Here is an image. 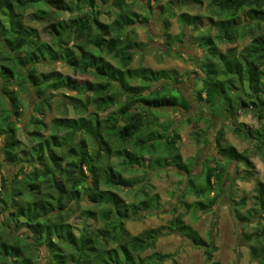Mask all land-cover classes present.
Here are the masks:
<instances>
[{"label": "trees", "instance_id": "obj_1", "mask_svg": "<svg viewBox=\"0 0 264 264\" xmlns=\"http://www.w3.org/2000/svg\"><path fill=\"white\" fill-rule=\"evenodd\" d=\"M89 1L83 8L81 0H0V210L5 213H0V264H37L39 247L51 252L52 264H178L175 254L156 251L158 239L170 234L201 249L206 264H219L214 260L217 247L212 233L204 241L180 215L137 235H131L125 225L140 214L160 211L159 196L153 193L149 178L157 171L173 168L183 174L198 199L192 204L194 212H211L217 203L214 185L222 184L223 170L252 164L230 144L222 145L224 133L219 129L214 141L223 161L199 176L192 174L193 165L184 164L176 146L178 134H170L168 125L158 123L163 111L189 113L191 109L180 91V99L167 93L176 91L172 87L177 83L175 71L129 67L142 47L134 30L142 24L133 11L135 0H103L102 7ZM163 1L149 0L148 7L156 2L162 15L173 17L171 10L178 0ZM201 2L217 18L213 25L218 35L213 37L207 30L196 38L205 47L197 103L214 107L224 97L225 106H231L230 94L241 93L230 119L247 108L264 118V0H188V5ZM33 7H38L34 19L46 23L42 32L50 37L48 42L24 23V13ZM104 12L114 15L110 24L100 21ZM240 14H245L246 21L238 23ZM177 16L184 29L195 30L202 20L186 12ZM162 22L167 30L169 20ZM244 39L249 43L240 51L221 52L214 42L234 44ZM51 63L92 80L81 83L58 71H39ZM30 90L32 114L22 125L20 95ZM53 104L57 109L61 106V117L46 123ZM110 108L116 111L109 112ZM101 113L107 114L102 117ZM202 120L199 117L194 123ZM19 130L27 143L19 139ZM200 137H195L196 142ZM250 137L264 153V132ZM4 165L17 168L12 181L2 175ZM138 173L139 178L126 177ZM198 177L204 182L200 188L193 179ZM119 191L134 193L140 200L128 203ZM251 200L248 209L245 198L229 203L242 230L250 228L252 220L264 218V183H257ZM77 213L83 222L75 234L70 219ZM89 219L102 227L85 224ZM255 223L254 231H242L241 240L250 261L264 264V225L259 220Z\"/></svg>", "mask_w": 264, "mask_h": 264}, {"label": "rangeland", "instance_id": "obj_2", "mask_svg": "<svg viewBox=\"0 0 264 264\" xmlns=\"http://www.w3.org/2000/svg\"><path fill=\"white\" fill-rule=\"evenodd\" d=\"M102 1L95 0V6L102 7ZM178 1L174 2L171 10L174 16L169 17L168 15L161 14L163 12L158 8L156 2H151V8H149V0H135L133 11L139 15L142 24L134 26V30L136 32V40L142 43V47L140 48L141 51L135 52L129 67L132 69L150 68L153 70L175 71L174 79L177 80V83L172 85V87L176 91L172 89L167 93L178 99L182 97L181 93L189 103L191 109L189 113L173 109L163 111L159 113L158 123L168 125L170 134H178L179 139L175 142L176 146L184 164L189 167L193 165L192 174L199 176L207 170L208 166H213L215 163L223 161L216 151V143L214 141L219 129H222L224 133L222 145L224 146L228 143L237 152L244 154L250 160L252 167L246 168L243 165H237V167L230 165L226 171L223 170L225 167H222L224 171L221 179L222 184L218 185L215 183L214 185L217 203L211 212H194L197 209H193L192 204L198 199L194 195V189L188 188L190 186H188L187 178L183 174L173 168L157 171V173L152 174L149 178L153 186V193L159 196L160 211L150 215L140 214L138 218L127 222L125 227L131 235H137L144 230L166 225L174 215H180L182 220L197 231L204 241H209L208 235L212 233L213 241L217 247V251L213 254L214 260L219 264H256L250 261L248 247L242 242L241 233L242 231H254L257 228L255 223L257 220L261 222V225H264V218L252 220L249 225L250 228L242 230L240 224L231 215L229 203L232 199L237 201L245 198V208L248 209L251 207V198L255 194L257 183H264V153L256 149V142L250 137V135L252 136L257 131L264 132V118H259L257 112L247 108L246 110L237 111L235 120L230 119L231 113L234 114V110L239 105L238 97H243L241 93H238V96L235 93L233 96L230 94V97L234 99L230 102L231 106H225L224 97L221 100H219L220 98L217 99L214 102V107H203L197 103L195 91L200 88L202 83L200 80L203 76L201 73L204 59L202 49L204 50L205 47L203 42H200L196 38L200 37V31L206 32L207 30H209L211 36H217V29L213 25L217 18L209 12L211 10L206 2L188 5V0H181L182 5H180ZM80 4L83 8L88 7L90 1L81 0ZM107 8L103 7V10L106 11ZM37 9L38 7L28 9L24 13L23 20L26 25L36 28L40 32L41 39L48 42L50 37L42 32V29L46 27V23L38 22L33 17ZM112 12H116V10L114 9ZM181 12L202 17L195 30L192 27L188 29L182 27L177 16ZM104 13L106 14L100 17V21L104 24H110L114 15L112 13ZM59 16L61 17V15ZM67 16H69L68 13L65 14V17ZM164 18L169 20L167 30L163 28L162 20ZM245 19V14H240L237 21L238 23L244 22L246 21ZM118 22L121 23L122 19L118 18ZM214 42L221 52H226L233 48L240 51L249 43V39L238 40L234 44L220 43L217 40H214ZM106 59L116 65L113 59L109 57H106ZM52 70L72 76L81 83L92 80L88 76L73 75L71 70L60 63H51L42 67L39 71L50 72ZM168 84L171 86V82H168ZM154 96L155 94L152 95V97ZM20 97L21 107L24 111L20 124L25 125L32 114L34 95L32 90H30L27 95H20ZM55 106L53 104L51 113L46 115V123H49L53 118L61 117V106L59 109ZM115 111V108H110L109 110V112ZM155 112L158 113L157 110ZM107 113H101L100 115L104 117ZM211 114L218 117L214 118ZM68 116L70 118L73 116L71 109L68 112ZM199 117H202L203 120L197 124L194 123ZM187 119L190 120V124L187 123ZM156 128L159 131L160 127L158 125ZM18 137L21 141L27 143V138L22 130L18 131ZM195 137H200L199 142H196ZM166 151L165 149V155L168 156V152ZM114 161L115 159H113ZM16 170V167L4 165L1 172L5 179L12 181ZM126 177L139 178L140 174H126ZM193 179L198 188L203 186L202 177ZM184 191H187V193L183 197L181 195L184 194ZM118 194L128 203L140 200L139 197L137 198L131 192L119 191ZM210 197H213V194ZM183 203L184 205L182 206ZM1 211L0 213H2ZM2 214L5 215V213ZM70 222L72 223L74 233L78 234L83 219L77 213L70 219ZM84 222L91 227H102V224L97 223L95 219H89ZM19 235L24 237L25 232H21ZM38 249L36 255L38 258L37 264H52L51 252L44 247H39ZM156 251L175 254L173 259L178 264H206L204 262L203 251L192 246L191 243H188L178 234L162 235L156 243ZM108 263H110V260H108ZM166 264L172 263L167 261Z\"/></svg>", "mask_w": 264, "mask_h": 264}]
</instances>
